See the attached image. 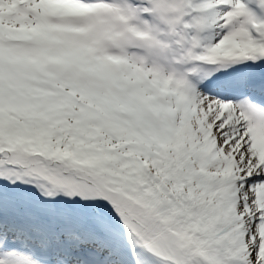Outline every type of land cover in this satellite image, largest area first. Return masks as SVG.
Returning <instances> with one entry per match:
<instances>
[{
	"label": "snow or ice",
	"instance_id": "snow-or-ice-1",
	"mask_svg": "<svg viewBox=\"0 0 264 264\" xmlns=\"http://www.w3.org/2000/svg\"><path fill=\"white\" fill-rule=\"evenodd\" d=\"M0 264H264V0H0Z\"/></svg>",
	"mask_w": 264,
	"mask_h": 264
}]
</instances>
